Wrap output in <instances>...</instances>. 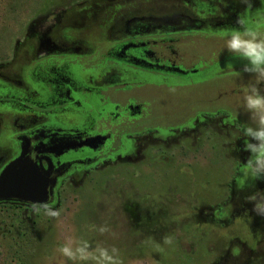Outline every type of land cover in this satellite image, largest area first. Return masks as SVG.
<instances>
[{"label":"flooded vegetation","instance_id":"obj_1","mask_svg":"<svg viewBox=\"0 0 264 264\" xmlns=\"http://www.w3.org/2000/svg\"><path fill=\"white\" fill-rule=\"evenodd\" d=\"M37 3L0 54V172L25 152L46 195L0 204V240L24 252L38 222L103 178L107 204L85 212L108 264H264L250 230L264 177L244 176V129L222 106L254 80L206 60L208 35L264 33V0Z\"/></svg>","mask_w":264,"mask_h":264},{"label":"rangeland","instance_id":"obj_2","mask_svg":"<svg viewBox=\"0 0 264 264\" xmlns=\"http://www.w3.org/2000/svg\"><path fill=\"white\" fill-rule=\"evenodd\" d=\"M23 1L0 0V54L7 52L8 46L12 44V38L18 36L19 28H24L35 19L33 13L38 11L37 2L43 0H27L29 2L27 9H25L26 5L21 6ZM51 2L52 0H47L48 4ZM10 6L16 8L14 13L8 9ZM257 32L261 37H264L263 32ZM223 33L219 32L217 36H207L206 41L212 45L211 50H217V55H207V62L209 64L214 63L216 59L218 63H215L222 66L232 65V69L242 68L243 61L233 59L229 53L224 51ZM231 60L234 61L229 62ZM155 102H157L156 98L149 101L150 104H155ZM222 106L229 109L231 118L236 119V124L243 129L251 124L240 105V108H234L228 106L226 102H222ZM94 186L99 189L95 193L96 195H83L80 197V201L77 200L79 197L77 199L73 197L72 201H65L58 213L47 218L48 222H44L45 218L38 222L35 228L32 229L30 242L26 248H23L24 252H16L19 246L13 247L7 239L2 238L0 240V264H17L19 262V258H16L17 253L23 255V260L18 264H108L105 239L97 238L98 233H96V230L88 228L89 225L95 224L92 221L93 218L89 217L90 213L85 212L87 208L98 209L107 204L105 201L107 198V184L104 179L98 180ZM8 214L10 212L0 209V221ZM84 214H86V217L83 216ZM252 225L253 227L250 230L254 234L264 235V222H257ZM65 247L70 250L71 256L65 255L61 251ZM12 251L15 253V261L9 257ZM113 262L114 260L110 264H135V260Z\"/></svg>","mask_w":264,"mask_h":264},{"label":"clouds","instance_id":"obj_3","mask_svg":"<svg viewBox=\"0 0 264 264\" xmlns=\"http://www.w3.org/2000/svg\"><path fill=\"white\" fill-rule=\"evenodd\" d=\"M243 25V21H238ZM224 51L233 59L243 61L241 72L249 74L254 83L246 88L238 101L251 124L243 130L242 147L236 151L246 153L242 172L246 178L264 177V37L253 27L234 28L222 34ZM227 67L232 68V65ZM264 197V194H259ZM257 210H264V204H257ZM61 251L72 253L65 247Z\"/></svg>","mask_w":264,"mask_h":264},{"label":"water","instance_id":"obj_4","mask_svg":"<svg viewBox=\"0 0 264 264\" xmlns=\"http://www.w3.org/2000/svg\"><path fill=\"white\" fill-rule=\"evenodd\" d=\"M45 192V185L37 182L35 165L25 152H21L7 163L0 172V204L7 202L40 204L46 195Z\"/></svg>","mask_w":264,"mask_h":264}]
</instances>
